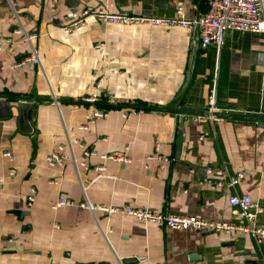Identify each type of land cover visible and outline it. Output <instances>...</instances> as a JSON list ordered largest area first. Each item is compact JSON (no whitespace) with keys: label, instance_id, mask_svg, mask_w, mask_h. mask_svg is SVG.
<instances>
[{"label":"crops","instance_id":"0c3cea01","mask_svg":"<svg viewBox=\"0 0 264 264\" xmlns=\"http://www.w3.org/2000/svg\"><path fill=\"white\" fill-rule=\"evenodd\" d=\"M207 1L0 0V37L11 39L0 52V264H264V243L238 232L171 230L99 210L131 207L239 223L228 199L249 195L263 208L253 225L264 228V122L211 124L185 116L175 159L178 116L165 109L189 85L196 31L91 17L69 34L61 30L96 9L169 19L181 6L187 19H198ZM18 22L37 35L31 46L38 62L11 69L31 51L13 33ZM216 80L217 112L264 115V34L227 32L221 48L199 43L180 108L207 111ZM93 93L116 105L83 101ZM133 106L147 109L129 111ZM94 107L108 115L87 124ZM59 146L67 160L50 168L45 158ZM108 154L129 162L100 158ZM150 155L158 158L147 162ZM208 167L243 178L234 189L211 191L202 185ZM60 198L95 209H53Z\"/></svg>","mask_w":264,"mask_h":264},{"label":"built area","instance_id":"2783aa9c","mask_svg":"<svg viewBox=\"0 0 264 264\" xmlns=\"http://www.w3.org/2000/svg\"><path fill=\"white\" fill-rule=\"evenodd\" d=\"M93 18L96 21L104 24H118L124 26L150 25L163 27H179L182 29L196 31L199 37L200 46L205 49L210 46L221 48L225 42V34L231 31L238 32H255L264 34V0H208L207 10L198 19H187L184 10L181 6L176 8L175 16L169 19L162 18H148L143 16H133L127 13L110 14L103 9L84 10L81 17L76 18L69 24L63 25L61 30L64 34H69L73 30L84 26L87 18ZM19 23V27L13 31L15 35L23 37L31 46L32 41L37 38L36 34H27L23 26ZM11 43L9 37H0V52L2 49ZM38 55L36 49L31 46V51L28 56L24 57L20 62L13 64L10 68L15 69L25 64L37 63ZM100 81L95 85L99 88ZM83 101L88 104L96 105L98 103H108L116 105L114 98L107 97L104 93H93ZM131 112H136L135 109H130ZM210 113L216 111L214 108V97L211 94L208 98V109ZM107 110L97 107L92 108L86 115L87 124H92L97 119L105 118L108 115ZM195 122L205 123L223 122L224 118L209 116H195ZM87 130V126L80 128ZM205 136H201L202 140ZM157 150V148H156ZM4 157L11 159L9 152L3 154ZM84 155L88 157L95 156L94 152L84 151ZM68 155L63 154V147L59 146L56 150L50 152L45 162L48 167H62L67 160ZM102 160L128 163L129 160L124 156H116L113 154L100 156ZM154 155L146 158V161L154 160ZM166 161V160H164ZM80 166L89 169L87 162H81ZM104 168H94L95 171H102ZM12 174V172H10ZM243 178L242 174H237L235 177H227L224 168L205 169L202 185L211 191L220 192L222 189H234L236 185ZM28 204L34 200V191L28 197ZM229 205L234 210V216L239 223H225L219 221L205 220L200 217H183L174 215H164L162 213L152 212L139 208H99L100 211L108 215L121 214L134 218L135 220L147 224H153L158 227H164L171 230L187 231L194 230L205 233H223L228 234L238 232L243 235L250 236L257 244L264 243V228H259L253 225L256 217L263 212V208L258 205L249 195L239 196L237 194L231 195L228 199ZM88 208L93 211L95 208L89 204L76 205L74 202L60 198L52 207L57 209L60 207H74Z\"/></svg>","mask_w":264,"mask_h":264},{"label":"water","instance_id":"95a60500","mask_svg":"<svg viewBox=\"0 0 264 264\" xmlns=\"http://www.w3.org/2000/svg\"><path fill=\"white\" fill-rule=\"evenodd\" d=\"M197 33V32H196ZM198 35V33H197ZM198 47L199 43L196 44L195 46V55L193 58L192 66H191V72H190V80H189V85L192 81L193 74H194V69H195V63H196V57H197V52H198ZM189 85L187 89L182 93L180 96L178 102L173 108L165 109L167 112L176 114L178 116V130L176 134V152H175V159L179 157L180 153V148H181V143H182V124L184 121H186L185 116L189 115H195V116H209L212 115L214 117H222V118H232V119H239V120H251V121H256V122H264V115H251V114H237V113H220L217 111H214L210 113L209 111H194V110H188V109H182L180 108L181 104L185 103L186 99V94L189 88ZM217 93H218V83L217 80L215 82V88L213 91V97H214V108H217ZM142 107H137L133 106L132 109H141ZM142 109H147V108H142ZM261 128L264 129V124L260 125ZM22 214V213H21Z\"/></svg>","mask_w":264,"mask_h":264},{"label":"trees","instance_id":"16d2710c","mask_svg":"<svg viewBox=\"0 0 264 264\" xmlns=\"http://www.w3.org/2000/svg\"><path fill=\"white\" fill-rule=\"evenodd\" d=\"M96 106H98V107H99V105H98V104H96Z\"/></svg>","mask_w":264,"mask_h":264},{"label":"rangeland","instance_id":"374dc122","mask_svg":"<svg viewBox=\"0 0 264 264\" xmlns=\"http://www.w3.org/2000/svg\"><path fill=\"white\" fill-rule=\"evenodd\" d=\"M90 96V95H89ZM89 96H87V97H89ZM87 97H85V98H87Z\"/></svg>","mask_w":264,"mask_h":264}]
</instances>
